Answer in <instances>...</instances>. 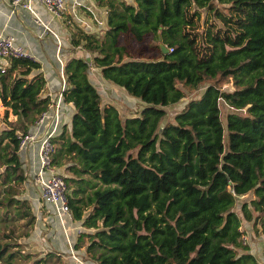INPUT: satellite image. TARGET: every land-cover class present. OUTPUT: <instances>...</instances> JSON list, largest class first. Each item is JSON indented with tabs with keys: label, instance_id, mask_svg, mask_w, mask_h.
Masks as SVG:
<instances>
[{
	"label": "trees",
	"instance_id": "16d2710c",
	"mask_svg": "<svg viewBox=\"0 0 264 264\" xmlns=\"http://www.w3.org/2000/svg\"><path fill=\"white\" fill-rule=\"evenodd\" d=\"M95 3L105 26L69 30L68 47L89 58L63 60L60 95L73 111L50 137L70 220L80 221L73 248L93 264H259L241 223L264 233V0ZM91 67L138 98V112L121 116L102 102ZM204 82L160 124L166 105ZM219 99L242 111H227L223 124ZM50 102L39 61L0 62V229L33 225L38 201L21 194L18 142ZM249 192L239 214L236 198ZM14 248L0 240V264L53 263L51 255L18 262L30 255Z\"/></svg>",
	"mask_w": 264,
	"mask_h": 264
},
{
	"label": "crops",
	"instance_id": "0c3cea01",
	"mask_svg": "<svg viewBox=\"0 0 264 264\" xmlns=\"http://www.w3.org/2000/svg\"><path fill=\"white\" fill-rule=\"evenodd\" d=\"M64 1V15L62 14L60 17L51 15L38 1L33 0L32 2V7L39 15L42 22L47 24L58 34L60 43L63 42V45H61L62 48L59 44L57 50L56 39L52 36V34L42 30L41 27L33 21L32 15L27 9L20 6L13 7L9 0H0V33L11 35L18 44L24 46L32 54V58L39 61L40 70L45 77V92L49 95L51 102L49 103L47 110H45L37 122L29 128V130L35 132L37 135L46 133L52 127L54 119L53 110L55 106L57 108V121L53 134H55L60 129L62 124H66L67 127H69L70 124V116L73 111V105L71 103H65L61 100L60 90L64 86V80L62 81L60 78L63 76V73L62 64L59 63L58 58H60L63 63V60L69 55H83L85 57L89 56V54L82 49L75 47L71 49L68 47V41H63L62 34L65 33V36H67L69 30L72 28V25H78L83 29L95 31L100 30L105 26V10L104 8L98 6L95 3V0ZM66 22H71V26L66 27L64 25ZM3 60V58H0V62ZM95 69L97 72H99L97 68ZM104 102L110 101L106 100ZM36 149V142H29L22 149H18L19 159L22 162V167L25 172L28 171L30 178H33L32 175L37 165ZM33 186L34 185H30V187L34 190L29 192V198L31 199V203H33V200H35L36 203L38 198L33 197H35V195L38 197V193L37 189H35V187L33 188ZM36 205H38V202ZM44 210L46 211L44 214L45 216L40 217L43 220L39 218L40 213L38 212L39 215H37V222L41 221L40 226L44 228L46 232L52 235V238L49 239L57 251L63 252V249L61 248V242L55 237V229L57 228V225L53 226V224L49 222L50 213H52L51 206L47 207L44 205ZM42 221L45 222L43 223ZM65 224L67 225L65 236L70 239L71 243H73L76 231L81 229L80 221L69 219V223L67 222ZM60 235L61 239H63L62 242H64L65 236L63 235L61 228ZM262 243L263 242L261 241L259 247L260 250L258 251L260 252V255H258L260 258L259 261L264 260V257L261 254ZM64 244L68 248L67 243ZM64 244H62V246H64ZM248 246L249 252L255 255L251 244L248 243ZM76 252L78 251L76 250Z\"/></svg>",
	"mask_w": 264,
	"mask_h": 264
},
{
	"label": "rangeland",
	"instance_id": "374dc122",
	"mask_svg": "<svg viewBox=\"0 0 264 264\" xmlns=\"http://www.w3.org/2000/svg\"><path fill=\"white\" fill-rule=\"evenodd\" d=\"M63 15H64V13H63ZM70 23L71 22H66V23H64V25L66 27L67 26L70 27L72 24V23L71 24ZM68 35H69V33H68ZM67 36H65V33L62 34L63 41H69V37H67ZM53 41H54V39H53ZM61 45H63V42L60 43V47H61ZM92 69H94V70H92ZM88 74L90 77V81L95 85V87L99 91L102 102L108 100L111 103H113L118 108L121 116L128 115V114H134V113L138 112V110L140 109V107L142 105L141 101L138 98H136L135 96H131L128 93H126L125 90L121 86L114 84L108 80H104L101 77L100 73L97 72V70L95 68H90ZM204 85H205V82L202 83V85H199L198 88L196 89V91H185V95L180 100H178L177 102L171 103L169 105H166L164 107L165 114L161 118L160 124H162L166 120H172L173 114L182 107V105L186 102V100H188L191 97L198 96V94L202 91ZM220 87H221V89L229 90V89H231L232 86H231L229 81L223 79V81L220 84ZM219 107H220V117H221L223 124L225 123L224 115L227 111H230V110L236 111V112L242 111L241 109H238V108H235V107H232V106L226 104L222 99H219ZM8 118L11 119L12 118L11 115H8ZM5 126H6V124H5L4 117H3V108L0 105V128L5 127ZM59 170H61V172L64 173V169L59 168ZM25 177L27 179L25 178V181L22 183L20 190H21V194L23 197L30 199L29 198V195H30L29 192H31V190H34L30 187V185H34L33 188L35 187V189H37V187L35 185L33 178L29 177L28 171L25 172ZM250 196H252V195L249 192L243 196H238L236 198L234 209L239 214H240L239 205H240L241 200L242 199H248ZM33 198H38V197L35 195V197H33ZM40 204H41V201L38 200L37 208L33 206L35 219H34L32 227L27 228L26 224H24V222L21 221L22 219L18 220V221L16 220L15 223H10V224H8V226H5L3 229H0V240L1 241H5V240L15 241L17 243V245H19V248H14V249H18V251H21V252L25 251V252L29 253L30 257L28 259H26V260L18 259L17 260L18 262L21 261V262L25 263V262L30 261V260L32 261L33 259H39V260H41V262H43L44 258L47 255H51L53 263L50 262L49 264H81V263H79V261L72 259L69 256V254L67 253V247L64 244V243H66V241L62 242L63 239H61V235H60V228L61 227H60V224H59L57 218L54 216L53 213H50V221L49 222H51L53 224V226L57 225V228L55 229L56 230L55 237L57 240H59L61 242V248L63 249V252L57 251V249L51 244L49 238H52V235L49 234L48 232H46V230L40 226L41 221L37 222L38 221L37 215H39L38 212L40 213V208H39ZM45 213H46V211L41 209V213H40L39 218L45 216L44 215ZM41 220H43V219H41ZM63 220L65 223H67V222L69 223L68 218L63 217ZM42 222L44 223L45 221H42ZM12 224H13L12 232H9L8 227H11ZM241 228L243 231L244 241L247 243V245H248V243L251 244L252 249L255 253V257L259 260L260 258L258 255H260V252H258V251L260 250V248H259L260 242L261 241L264 242L263 241L264 233H262L260 235H254L252 232V228H251V222L245 221L243 219H242V223H241ZM26 231H28V235L25 236L24 233ZM5 233H9V236H4ZM62 244H64V246H62ZM78 255H79V252H78ZM78 258L81 259L80 255ZM81 261L84 262V264H93L92 262H89V261H84V260H81Z\"/></svg>",
	"mask_w": 264,
	"mask_h": 264
},
{
	"label": "built area",
	"instance_id": "2783aa9c",
	"mask_svg": "<svg viewBox=\"0 0 264 264\" xmlns=\"http://www.w3.org/2000/svg\"><path fill=\"white\" fill-rule=\"evenodd\" d=\"M10 4L15 6H20L29 11L32 15L33 21L41 27L47 33L52 34L57 42V50L60 41L58 35L55 33L51 27L43 23L39 15L34 11L32 7L33 0H9ZM41 3L45 9L54 16H62L65 10L64 0H36ZM28 57L32 58V54L22 45L18 44L14 38L9 34L0 33V58L7 57ZM60 64L62 60L58 58ZM62 81L64 80L61 76ZM62 89V88H61ZM58 107V106H57ZM45 112V111H44ZM42 116V115H41ZM53 125L49 131L42 135H37L35 132L28 130L25 134L21 135L18 142V149H22L29 142H36L37 149V165L33 172V179L37 187L38 198L43 203V205L51 206L52 213L57 218L60 227L63 231V235H66L67 225L65 224L63 217L70 219L67 197H66V185L62 177V172L51 163V152L53 150V143L50 137L53 135L54 128L57 121V108L55 106L53 110ZM65 241L68 245L67 253L69 256L79 261V263L84 264L82 259H79V255L75 249H73L70 239L65 236ZM259 264H264L263 261H259Z\"/></svg>",
	"mask_w": 264,
	"mask_h": 264
},
{
	"label": "water",
	"instance_id": "95a60500",
	"mask_svg": "<svg viewBox=\"0 0 264 264\" xmlns=\"http://www.w3.org/2000/svg\"><path fill=\"white\" fill-rule=\"evenodd\" d=\"M160 47H161V50L162 51H166V48H165V46H163V45H160ZM89 57H86V59H88Z\"/></svg>",
	"mask_w": 264,
	"mask_h": 264
}]
</instances>
